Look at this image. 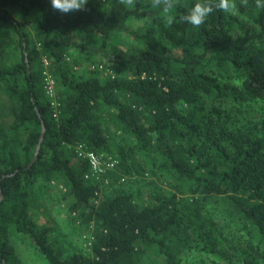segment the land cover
<instances>
[{
    "label": "trees",
    "instance_id": "16d2710c",
    "mask_svg": "<svg viewBox=\"0 0 264 264\" xmlns=\"http://www.w3.org/2000/svg\"><path fill=\"white\" fill-rule=\"evenodd\" d=\"M86 8L0 0V264H21L19 242L46 264H264V9L193 29L183 7L172 25L147 0ZM80 147L115 169L88 178ZM137 163L151 181L134 187ZM54 185L85 253L33 218Z\"/></svg>",
    "mask_w": 264,
    "mask_h": 264
},
{
    "label": "rangeland",
    "instance_id": "374dc122",
    "mask_svg": "<svg viewBox=\"0 0 264 264\" xmlns=\"http://www.w3.org/2000/svg\"><path fill=\"white\" fill-rule=\"evenodd\" d=\"M120 41L125 49H132L136 54L142 51V48L131 37H123ZM139 165L140 163L132 165L134 175L125 178L129 184L134 187L137 185L138 179L144 180L145 178L146 181H151L149 175L143 176V170H141ZM125 179L114 185L112 190L107 186H105L104 189L106 192L110 193L115 188H119V186L124 183ZM158 184H160V182H158ZM130 185H124V187L129 188ZM142 188L148 191L151 189V186H143ZM37 193L38 197L33 205V218L39 223L54 226L59 238L70 250L85 253L88 247L87 245L90 242V233L79 224L76 225L73 223L72 217L68 211V204L63 199L62 186L59 187L54 185L51 189L45 188L39 190ZM17 249L21 264H46L45 261L38 256L36 251L32 248L25 247L21 242L17 243Z\"/></svg>",
    "mask_w": 264,
    "mask_h": 264
},
{
    "label": "clouds",
    "instance_id": "9594fccd",
    "mask_svg": "<svg viewBox=\"0 0 264 264\" xmlns=\"http://www.w3.org/2000/svg\"><path fill=\"white\" fill-rule=\"evenodd\" d=\"M89 0H50L54 11L61 14L86 11ZM141 0H119L121 5L127 8H135ZM148 6L159 10L162 18L168 25L175 22V12L180 8H187L183 16V22L192 26L193 29L200 28L214 11H222L228 15H238L241 7H249V0H197L191 6L186 0H147ZM257 9H264V0H254Z\"/></svg>",
    "mask_w": 264,
    "mask_h": 264
},
{
    "label": "built area",
    "instance_id": "2783aa9c",
    "mask_svg": "<svg viewBox=\"0 0 264 264\" xmlns=\"http://www.w3.org/2000/svg\"><path fill=\"white\" fill-rule=\"evenodd\" d=\"M95 67L92 68L94 70ZM100 69H103L100 66ZM48 81V93L50 96H54V81L51 79H47ZM80 156L86 158L91 164V173L87 176L94 177L97 180H100L101 177L107 173L108 171L114 170L117 165V160L107 157L104 154L97 155L95 153H86L82 147L79 148Z\"/></svg>",
    "mask_w": 264,
    "mask_h": 264
},
{
    "label": "water",
    "instance_id": "95a60500",
    "mask_svg": "<svg viewBox=\"0 0 264 264\" xmlns=\"http://www.w3.org/2000/svg\"><path fill=\"white\" fill-rule=\"evenodd\" d=\"M39 114V112H38ZM45 125L43 124V129H42V135H41V138H40V143L38 145V148H37V152L35 154V157L32 161V163L30 164L29 168L38 160V157H39V153H40V150H41V147H42V143L44 141V137H45ZM3 200V195L1 194V198H0V202Z\"/></svg>",
    "mask_w": 264,
    "mask_h": 264
}]
</instances>
